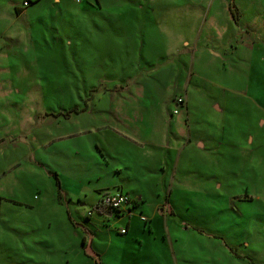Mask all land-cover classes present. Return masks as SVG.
Listing matches in <instances>:
<instances>
[{"label":"rangeland","instance_id":"obj_1","mask_svg":"<svg viewBox=\"0 0 264 264\" xmlns=\"http://www.w3.org/2000/svg\"><path fill=\"white\" fill-rule=\"evenodd\" d=\"M24 1L0 0V264H264V0ZM120 179L144 206L94 210Z\"/></svg>","mask_w":264,"mask_h":264},{"label":"crops","instance_id":"obj_2","mask_svg":"<svg viewBox=\"0 0 264 264\" xmlns=\"http://www.w3.org/2000/svg\"><path fill=\"white\" fill-rule=\"evenodd\" d=\"M24 2H26V0L24 1ZM98 2H99V0H98ZM19 8H21V7H19ZM26 11H24V9H23V11L21 12V13H18V14H23V13H25ZM217 54H219L220 55V53H217ZM152 97H154V95H151ZM145 97V96H144ZM155 98V97H154ZM138 99H139V97H138ZM217 110H221L222 111V106H220L219 107V105H218V108H217ZM167 116V115H166ZM169 121L171 120V122H169L168 124L170 125V130H172L171 129V126L173 127V124H174V121L176 120V119H174V118H172V119H168ZM180 119H178V121H179ZM178 121L176 122V124H178ZM175 125V124H174ZM176 127V126H175ZM137 139L138 138H136V139H134V141L135 142H137ZM143 145V144H142ZM148 145V144H147ZM168 145H169V142L167 141V145H165V147H164V151H165V153H167L168 152ZM200 145V144H199ZM170 146V145H169ZM147 147V146H146ZM166 148V149H165ZM200 149L201 150H204V147L203 148H201L200 147ZM166 156V155H165ZM166 158H168V157H166ZM129 168H131V167H123V165L122 166H113V167H111L110 169H111V172L113 171V172H115V173H123V171L125 172V173H127L128 174V172H127V169H129ZM130 177L131 176H125V178L127 179V181H131L130 180ZM142 179H144V178H142ZM127 181H125V179L124 180H122V179H120V181H117V182H113L112 184H113V186H111V185H104V186H102V187H100L99 188V193L102 195L104 192H107V191H111V192H115V191H124V192H126V193H128V194H130V196H131V198L133 199V202L132 203H130L129 204V206L127 207V210H130V205H133V207H138V206H144V203H145V197H142V195H139V194H137V193H135V191H134V189H131L132 187H131V185H129V183L127 182ZM174 188H175V183H172L171 185H170V193L169 194H167L166 195V197H168V199H169V202H170V196L172 195V192H173V190H174ZM134 200H136V201H138V204L137 205H134V203H135V201ZM99 201H100V199H99ZM84 204V203H83ZM98 204H99V202H98ZM159 207H157L156 209H158ZM173 210V209H172ZM113 211H115V210H113ZM132 211V210H131ZM161 211H163V209H161ZM108 212H112L111 210H107L106 211V214L108 215V216H111L112 215V213L111 214H108ZM174 212V211H173ZM116 213V212H115ZM117 213H118V211H117ZM93 214H94V212H93ZM92 214V215H93ZM205 214H208V212H206ZM91 215V216H92ZM91 216H89V218H91ZM149 220H151V219H149ZM124 229V228H123ZM128 229V228H127ZM85 243H87V240H86V237H85Z\"/></svg>","mask_w":264,"mask_h":264},{"label":"built area","instance_id":"obj_3","mask_svg":"<svg viewBox=\"0 0 264 264\" xmlns=\"http://www.w3.org/2000/svg\"><path fill=\"white\" fill-rule=\"evenodd\" d=\"M131 203V197L128 193L124 191H107L101 195L99 205L107 210H123L127 209L128 205ZM122 232H126L122 229Z\"/></svg>","mask_w":264,"mask_h":264},{"label":"trees","instance_id":"obj_4","mask_svg":"<svg viewBox=\"0 0 264 264\" xmlns=\"http://www.w3.org/2000/svg\"><path fill=\"white\" fill-rule=\"evenodd\" d=\"M28 2V1H27ZM81 2H82V0H81ZM17 10V12L18 13H21L22 11H23V8H17L16 9ZM56 175H57V173H56ZM133 202V200L131 199V203ZM165 202H167V203H169V199H168V197H166V201ZM171 207V206H170ZM94 210H97L98 212H100L101 214H104L106 211H107V209L106 208H103V207H101L99 204L97 205V206H95V208H94ZM112 212H114L113 210H111ZM117 211L118 210H115V212L117 213ZM90 214H93V212H90ZM118 214H123V210H119L118 211ZM171 214H173V210H171ZM126 230V232H128V229L126 228L125 229ZM125 232V233H126ZM121 233L123 234L124 232H122V230H121ZM85 241V240H84ZM100 263V262H99Z\"/></svg>","mask_w":264,"mask_h":264},{"label":"water","instance_id":"obj_5","mask_svg":"<svg viewBox=\"0 0 264 264\" xmlns=\"http://www.w3.org/2000/svg\"><path fill=\"white\" fill-rule=\"evenodd\" d=\"M112 212H108V214H111Z\"/></svg>","mask_w":264,"mask_h":264}]
</instances>
